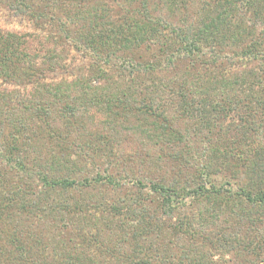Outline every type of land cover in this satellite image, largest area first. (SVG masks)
Instances as JSON below:
<instances>
[{"label":"trees","instance_id":"obj_1","mask_svg":"<svg viewBox=\"0 0 264 264\" xmlns=\"http://www.w3.org/2000/svg\"><path fill=\"white\" fill-rule=\"evenodd\" d=\"M0 7L21 27L0 26V162L40 185L6 188L0 175V264H213L217 248L264 253V0ZM129 143L144 151L125 156ZM42 201L55 207L40 221L68 229L83 215L77 235L89 248H55L48 262L38 228L1 227L10 209L35 213Z\"/></svg>","mask_w":264,"mask_h":264},{"label":"rangeland","instance_id":"obj_2","mask_svg":"<svg viewBox=\"0 0 264 264\" xmlns=\"http://www.w3.org/2000/svg\"><path fill=\"white\" fill-rule=\"evenodd\" d=\"M202 4L199 1V5ZM192 11L196 10V6L193 7L191 9ZM12 13L5 10L3 7H0V26L4 27V28H11V29H21L20 25H19V19H17L15 16H11ZM16 20V22H15ZM26 25H30L28 22H25ZM28 30V29H27ZM85 58H81L80 55V59H77L76 61H80L82 62ZM64 63L63 68L68 67V63L66 64ZM62 63H61V67H62ZM72 71V69H71ZM26 84V83H24ZM20 85L17 87V90L19 91L20 94H24L26 93V91L24 90L26 87L25 85ZM22 94V96H23ZM180 125H183L182 120L180 121ZM135 150H139L141 152H143L144 150L142 149L141 146L135 144V143H129L128 145L125 146H121L120 152H122L125 156L132 154L133 151ZM157 153V152H155ZM124 158V156H121V160ZM154 158V157H152ZM151 160V157H150ZM139 162V160L137 161V163ZM139 167H141L138 164ZM104 167V166H103ZM146 167H148V169H143L145 171L147 170H154V168L156 167L155 165L153 166H148L146 165ZM157 170L158 172H162L165 173L167 171L166 168H164L163 166H161L160 164L157 165ZM0 175L2 177H4L5 179V186L6 188H18V186L20 184H28L29 186H31L33 188L32 192L35 191L36 189L39 190L40 185H39V181H38V176H32L29 174H26L18 169H14V168H10L6 165H4L2 162H0ZM169 175V174H168ZM225 176L220 175L219 176V180L220 181H224ZM31 192V193H32ZM113 193V191L111 192ZM109 190H108V196L112 195ZM117 194L116 191H114V195ZM113 196V195H112ZM56 198L53 197V199H50V201L52 202H58L59 197L57 195H55ZM21 204V203H20ZM45 203L42 201L40 202V207L39 209H36L37 212L35 213H30L29 211H26L24 209H21L22 211L20 213H15L17 212V209L14 207L12 209H10L9 211H7V213L4 215L3 220H1V227H6L9 230H13L14 226H12V221L14 220L15 223H19L21 222V225L23 224L24 228L26 231H33L35 228H38L37 232H41V236H42V247L45 244L46 248H48L47 252H48V262L50 261H55L56 257H57V252L55 251V248H89L88 245H84V244H80V241L82 240L80 237H78L77 235V225L81 224V222L76 219L79 218L80 220H83L84 216L80 215V214H76V218H67L66 223H69V228H67L66 225H64L65 223L62 221H58L57 220H50V219H46V221H40L39 220V216L43 215V209L45 207H49V206H53L55 207V205L53 204H49V205H44ZM10 212L15 213L14 215H12V213L10 215H8ZM57 215V212L55 213ZM62 216V214H60ZM51 217H54L55 215H50ZM60 216H58L59 218ZM63 217V216H62ZM57 225H54L56 224ZM53 225V226H52ZM82 226H85L82 224ZM107 231V230H106ZM110 231V230H109ZM107 231V232H109ZM36 233V232H34ZM57 233H63V236H66L67 240L71 239V242L69 243L68 241H66V244H62V243H58L59 242V237ZM107 238H111L110 240H114L116 236L115 233H108L107 234ZM19 236V234H18ZM22 239H25V236H21ZM14 249L16 248L14 245H11ZM131 248V247H130ZM61 249V250H62ZM214 252V253H213ZM213 253V264H236V263H252V264H264V253H256V252H245L244 253H237V252H232V251H226L223 248H217L214 249L212 251ZM257 254H261L259 256H257ZM59 258V255H58ZM37 258H34L33 260H30L31 263H28L27 261H23L25 264H35ZM61 262L66 264V258H64ZM19 264V263H18Z\"/></svg>","mask_w":264,"mask_h":264}]
</instances>
